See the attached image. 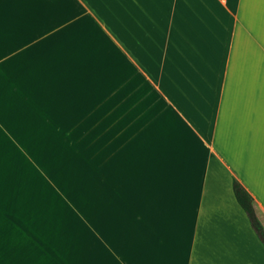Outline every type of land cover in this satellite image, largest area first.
Instances as JSON below:
<instances>
[{
  "label": "crops",
  "instance_id": "1",
  "mask_svg": "<svg viewBox=\"0 0 264 264\" xmlns=\"http://www.w3.org/2000/svg\"><path fill=\"white\" fill-rule=\"evenodd\" d=\"M264 0H0V264H264Z\"/></svg>",
  "mask_w": 264,
  "mask_h": 264
},
{
  "label": "trees",
  "instance_id": "2",
  "mask_svg": "<svg viewBox=\"0 0 264 264\" xmlns=\"http://www.w3.org/2000/svg\"><path fill=\"white\" fill-rule=\"evenodd\" d=\"M232 187L236 201L246 213L252 229L254 230L256 236L264 246V232L261 225L259 224L258 220L255 217L254 209L252 206V201H253L252 197L245 191V189L236 180H233Z\"/></svg>",
  "mask_w": 264,
  "mask_h": 264
}]
</instances>
